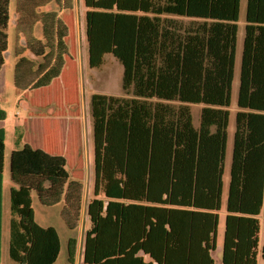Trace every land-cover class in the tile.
Wrapping results in <instances>:
<instances>
[{
	"label": "trees",
	"instance_id": "trees-1",
	"mask_svg": "<svg viewBox=\"0 0 264 264\" xmlns=\"http://www.w3.org/2000/svg\"><path fill=\"white\" fill-rule=\"evenodd\" d=\"M15 1L14 86L20 91L48 86L69 52L59 12L73 0ZM9 3L0 0V69L8 46ZM83 4L88 66L99 67L111 53L122 65V93L94 92L89 99L93 190L82 264H214L240 0ZM192 104L201 105L198 125ZM236 105L219 263L258 264L264 0H246ZM20 174L12 172V180ZM13 181L9 256L18 264H52L59 254L58 234L35 222L30 187ZM1 231L0 164V246ZM76 244L68 238L69 264ZM260 256L264 261V244Z\"/></svg>",
	"mask_w": 264,
	"mask_h": 264
},
{
	"label": "rangeland",
	"instance_id": "rangeland-1",
	"mask_svg": "<svg viewBox=\"0 0 264 264\" xmlns=\"http://www.w3.org/2000/svg\"><path fill=\"white\" fill-rule=\"evenodd\" d=\"M75 5L70 8L64 9L61 12V18L67 25L68 33L65 38L67 46L69 48L68 55L65 57V64L63 67V75L61 81L58 79L55 85L50 89H29L23 93L21 101L29 103L27 109L21 107L13 101L15 96V87L13 86V71L14 64L16 61V56L14 53L16 45L15 36V0H10L9 3V22L7 26V53L5 57V71L7 75V80L3 86L4 89V99L0 101V108L5 112H17L15 117L22 119V128H25L28 141L33 142L36 136V125L38 124L37 118L41 116H46L44 109H37L45 107V102L53 100V104H60L61 108L59 112L49 116L54 119L56 127L58 128V139L60 142H74L75 145H79L78 149V159L81 158V165L75 164L73 170H78L77 175L80 176L81 182L85 187V196L92 197L93 188V153H92V125L91 117L89 112V99L90 95L96 91H106L111 94H121V78H122V65L120 62L111 54L106 53L103 58V62L99 67L91 68L88 66V52L87 43L85 39L84 32V11L85 7L83 0H75ZM240 20H244V11L246 0H240ZM74 3V0H73ZM57 9L56 5H53ZM39 29L36 31V35H39ZM22 40L19 43L22 44ZM26 56L29 55L28 52L25 53ZM39 61L40 59H35ZM237 84V77L234 81V86ZM68 90V94L65 90ZM104 89V90H103ZM19 90V89H18ZM65 103L73 104L72 112H66ZM49 104V103H48ZM231 108L233 109L230 115V129L231 125L235 121L236 113V99L235 95L232 99ZM195 109V108H194ZM39 111V112H38ZM198 112H192L195 115ZM40 127V124H39ZM8 134L6 137V150H5V165L3 169V192H2V231H1V246H0V264H18L13 261L8 253V242H9V217H10V202L8 193V183L9 176L12 172H23L27 174H43V175H60V168L58 163L55 161H49L45 157H39L36 159L35 163L32 162V152L30 149L28 156L24 159L18 161L15 165L11 164L10 150L12 143L13 130H9L7 127ZM20 130V129H19ZM18 130V131H19ZM11 132V134H10ZM20 133L16 134L19 137ZM53 137H56L54 134ZM71 153V152H70ZM28 157V158H27ZM66 159L68 160L66 168H71L69 166V161L73 162L74 159L67 154ZM70 159V160H69ZM61 160V159H60ZM79 161V160H78ZM70 173V171H68ZM71 175V173H70ZM9 180V181H8ZM224 180L227 188V168L224 175ZM264 206V204H263ZM32 207L35 213V221L40 225H53L57 228L60 238V250L57 260L54 264H69L67 261V239L69 235L77 240L76 244V255L79 259L82 253V242L83 236L88 226L86 214L81 211L78 215H73L71 220L75 224L74 229H69L63 219L61 218L60 208L46 209L42 207L37 199L33 196ZM264 211V208H263ZM76 257V256H75ZM80 262V261H79ZM78 262V264H80ZM214 264H220L215 260ZM258 264H264L261 256H258Z\"/></svg>",
	"mask_w": 264,
	"mask_h": 264
},
{
	"label": "crops",
	"instance_id": "crops-1",
	"mask_svg": "<svg viewBox=\"0 0 264 264\" xmlns=\"http://www.w3.org/2000/svg\"><path fill=\"white\" fill-rule=\"evenodd\" d=\"M75 2L76 1L74 0V3H73L74 5H75ZM51 8H54L53 4H51ZM245 8H246V4H245ZM62 11H64V9L60 10L59 12L60 17H61ZM244 29H245V11H244L243 21L240 20V14H239L236 51H235V60H234V75H233V81H232V87H231L229 112L233 111V109L231 108V104H232V99L234 95L237 101L239 74H240V66H241V54H242L243 39H244ZM5 65L6 63L4 62V65L0 69V101L5 100L4 99V89H3V86L7 80ZM62 75H63V70L61 74L57 78H55L48 86L40 87V89L41 88L50 89L51 87L55 85V82L57 79L58 81L59 80L61 81V79L63 78ZM236 77H237V84L234 86V81ZM14 89H15V96L13 98V101L17 105L18 101L21 100L20 96L29 90L20 91L16 87ZM96 92L107 93L106 91H96ZM65 93L68 94L67 89L65 90ZM44 106L45 107L43 108H37V109H44L42 110V112H45L46 116H41L40 118L39 117L37 118V121H36L38 123L36 125L37 133L35 136V140L33 142L28 141L26 130L25 128H22L23 127L22 119H25V118L21 116V118L19 119L18 117H15L17 112H12V110L10 112H5L4 110L0 108L1 175L3 174V169L5 165L6 137L8 134L7 127L9 126V130H13V134L11 137L13 142L10 143L11 150H10V158H9L11 160L10 162L11 164L15 165L18 161L24 159L26 156H28L30 149H33L34 152L32 153L30 152L32 154L33 163H35L36 159L40 155L41 157L43 156L49 161L56 160V162L59 165L58 167L61 170L60 175H57V176L43 175V174L36 175L33 173L27 174V173L19 172L21 174L18 177V180L16 182L12 180L11 174L9 176V180L17 184L29 186L31 189L32 202H33V196H34L37 199L38 203L46 209L59 207L61 218L65 222L66 226L71 230L76 227L74 222L71 220L72 214L78 215L81 211L85 212L86 214V205H87L88 200L91 198V196L88 197V200L86 199L84 184L81 182V179L79 178L80 176L77 175L78 170H73V166H75V164L77 165L79 164L80 166L82 162L81 158L78 159V152H77L80 146L75 145L74 142L73 143L72 142L64 143L63 141L60 142V140L58 139L59 134L57 130L58 128L56 127V123H54L53 118L49 117L52 114L59 112L60 109L63 107H61L60 104L59 105L56 103L53 104V100L45 102ZM65 107H66V112H72L73 104L70 105V104L65 103ZM190 108H191V112H198L195 115V117H194V114H192L193 123L195 125H198L199 112L201 109V105L192 104ZM88 109L90 112L89 107ZM236 111H237V108H236ZM230 115L231 113L229 114L228 127H227L226 152H225V160H224V171L222 175L221 208L218 211V225H217V234H216L217 249L213 252L214 259L217 262H219V258L221 254V243H222V237H223V232H224V220H225V215H226V199H227V193H228L230 164H231L232 149H233V133H234L235 121H234V124L231 125L232 128L230 129ZM39 124H40V127H39ZM17 133H20L19 139H17L18 136L16 138L18 141L15 139ZM54 134L56 135V137H53ZM67 154H69L71 158L74 159L73 162L69 161L68 163L69 166L71 167V168H68V171H70L71 175L67 171V168H66V164L68 162V160L66 159ZM226 168H227V188H226V184L224 180ZM3 183H4V180H3V175H2V187H3ZM8 186H10V183H8ZM2 192H3V189H2ZM8 193H9V189H8ZM263 208L264 206L262 207V211L258 217L260 221V227H259V233H258V237H259L258 256L260 255L261 247L264 244V235H263L264 211H263ZM33 214H34V220H35L34 210H33ZM86 219L88 223V226L86 227V230H87L90 227V222L87 216H86ZM37 224L40 225L39 223ZM40 226L53 227L56 230L58 237H59L58 230L55 226L53 225H45V226L40 225ZM70 237L71 236L69 235L68 238ZM59 246H60V238H59ZM78 262L82 264V253L80 254L79 259H77V255H76L73 264H78Z\"/></svg>",
	"mask_w": 264,
	"mask_h": 264
},
{
	"label": "water",
	"instance_id": "water-1",
	"mask_svg": "<svg viewBox=\"0 0 264 264\" xmlns=\"http://www.w3.org/2000/svg\"><path fill=\"white\" fill-rule=\"evenodd\" d=\"M19 105H20L21 107L25 108V109H27L28 106H29L28 104H26V102L21 101V100H20V102H19Z\"/></svg>",
	"mask_w": 264,
	"mask_h": 264
}]
</instances>
